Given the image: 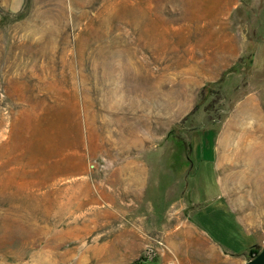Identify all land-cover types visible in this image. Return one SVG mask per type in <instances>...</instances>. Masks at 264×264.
I'll return each instance as SVG.
<instances>
[{
    "label": "rangeland",
    "instance_id": "obj_1",
    "mask_svg": "<svg viewBox=\"0 0 264 264\" xmlns=\"http://www.w3.org/2000/svg\"><path fill=\"white\" fill-rule=\"evenodd\" d=\"M263 241L264 0H0V264Z\"/></svg>",
    "mask_w": 264,
    "mask_h": 264
},
{
    "label": "water",
    "instance_id": "obj_2",
    "mask_svg": "<svg viewBox=\"0 0 264 264\" xmlns=\"http://www.w3.org/2000/svg\"><path fill=\"white\" fill-rule=\"evenodd\" d=\"M244 264H264V241L262 249L252 258L247 259Z\"/></svg>",
    "mask_w": 264,
    "mask_h": 264
},
{
    "label": "trees",
    "instance_id": "obj_3",
    "mask_svg": "<svg viewBox=\"0 0 264 264\" xmlns=\"http://www.w3.org/2000/svg\"><path fill=\"white\" fill-rule=\"evenodd\" d=\"M250 62H251V61H250ZM250 62H249V63H250ZM210 86H211V85H210V84H208V85H206V86L204 87V89H206L207 91H209V92H210V91H211V89H212ZM257 253H258L257 251H255V250L253 251V250H252V255H251V257H250V258H252L253 256H255ZM136 263H138V262H136Z\"/></svg>",
    "mask_w": 264,
    "mask_h": 264
},
{
    "label": "crops",
    "instance_id": "obj_4",
    "mask_svg": "<svg viewBox=\"0 0 264 264\" xmlns=\"http://www.w3.org/2000/svg\"><path fill=\"white\" fill-rule=\"evenodd\" d=\"M198 172H199V170H198ZM195 176H198V173H197V175H195ZM245 263V262H244Z\"/></svg>",
    "mask_w": 264,
    "mask_h": 264
}]
</instances>
